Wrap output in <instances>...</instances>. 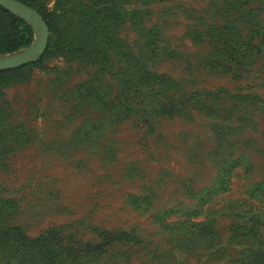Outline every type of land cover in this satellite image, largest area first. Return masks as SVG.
Listing matches in <instances>:
<instances>
[{"label":"rangeland","instance_id":"rangeland-1","mask_svg":"<svg viewBox=\"0 0 264 264\" xmlns=\"http://www.w3.org/2000/svg\"><path fill=\"white\" fill-rule=\"evenodd\" d=\"M215 1L132 0L128 10L146 12L118 34L139 51L141 29L156 28L151 69L182 92L222 90L220 107L160 116L153 129L134 114L114 121L79 95L95 69L59 56L0 80V228L48 237L58 264H244L250 245L264 251V52L243 72L202 65L209 45L194 37ZM35 39L33 29L19 50ZM223 179L227 190L210 195ZM0 264H42L41 252L10 239Z\"/></svg>","mask_w":264,"mask_h":264},{"label":"trees","instance_id":"trees-1","mask_svg":"<svg viewBox=\"0 0 264 264\" xmlns=\"http://www.w3.org/2000/svg\"><path fill=\"white\" fill-rule=\"evenodd\" d=\"M36 8L49 26V42L36 62L0 70V80L14 81L28 74L36 65L52 56L68 63L93 67L92 78L80 87L81 100L107 105L114 121L134 114L138 120L154 128L160 116L189 115L192 107L208 111L225 103L222 90L182 92L177 81L166 73L151 69L150 61L158 57L157 30H143L144 44L137 51L121 38L119 29L128 20L139 24L146 11L142 7L128 10L132 0H20ZM151 0H142L148 4ZM54 2L52 6L50 3ZM214 22L196 32L197 45H209L201 63L209 69L222 68L243 72L254 58L264 52V25L258 23L263 0H216ZM255 5V7H254ZM246 7L250 8L247 13ZM254 7V8H253ZM244 25V26H242ZM33 29L22 17L0 5V54L29 45ZM113 82L121 86L119 95L111 93ZM231 168H225L228 179ZM226 180L218 181L210 195L227 190ZM207 199H200L193 216L203 211ZM194 226H197L194 224ZM14 239L25 250L41 252L42 264H58L60 253L46 236L28 238L21 225L0 228V245ZM244 264H264V251L252 244L246 250Z\"/></svg>","mask_w":264,"mask_h":264},{"label":"water","instance_id":"water-1","mask_svg":"<svg viewBox=\"0 0 264 264\" xmlns=\"http://www.w3.org/2000/svg\"><path fill=\"white\" fill-rule=\"evenodd\" d=\"M0 5L24 18L36 33L35 42L27 48L0 54V70L26 65L42 56L49 42V26L39 11L20 0H0Z\"/></svg>","mask_w":264,"mask_h":264}]
</instances>
